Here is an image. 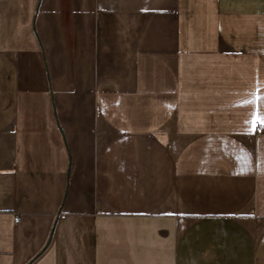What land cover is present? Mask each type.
Listing matches in <instances>:
<instances>
[{"label":"crops","instance_id":"0c3cea01","mask_svg":"<svg viewBox=\"0 0 264 264\" xmlns=\"http://www.w3.org/2000/svg\"><path fill=\"white\" fill-rule=\"evenodd\" d=\"M261 96L264 0H0V264H264Z\"/></svg>","mask_w":264,"mask_h":264},{"label":"snow or ice","instance_id":"6c2138e0","mask_svg":"<svg viewBox=\"0 0 264 264\" xmlns=\"http://www.w3.org/2000/svg\"><path fill=\"white\" fill-rule=\"evenodd\" d=\"M257 99H260L262 102H264V96L257 97ZM247 103H252L253 101H246ZM259 121V123L264 124V114H259L257 117L251 121V123H256Z\"/></svg>","mask_w":264,"mask_h":264},{"label":"built area","instance_id":"2783aa9c","mask_svg":"<svg viewBox=\"0 0 264 264\" xmlns=\"http://www.w3.org/2000/svg\"><path fill=\"white\" fill-rule=\"evenodd\" d=\"M254 124V128H255V131L256 133H259L263 130V126L261 123H259V121H257L256 123H253ZM13 219L14 220H17L18 219V215L14 214L13 215Z\"/></svg>","mask_w":264,"mask_h":264}]
</instances>
